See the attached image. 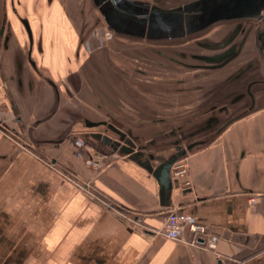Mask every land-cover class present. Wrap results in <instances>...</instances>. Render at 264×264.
Returning <instances> with one entry per match:
<instances>
[{"label": "crops", "instance_id": "0c3cea01", "mask_svg": "<svg viewBox=\"0 0 264 264\" xmlns=\"http://www.w3.org/2000/svg\"><path fill=\"white\" fill-rule=\"evenodd\" d=\"M59 1L33 0L39 26L32 25L38 27L29 42L15 30L4 46L0 34V264H263L260 23L223 21L184 38L146 40L110 31L88 0L111 36L87 37L94 24L81 35L73 31V59L63 44L54 46L67 35L45 32L55 17L41 12ZM148 1L168 6L184 0ZM77 7L73 1L63 6ZM114 36L144 41L127 50L146 62L135 66L141 71L133 66L142 76L127 73L135 81L122 86V76L113 72L119 69ZM99 40L102 47L93 48ZM93 56L98 64L90 63ZM154 71L156 90H133L134 82L151 87L154 82L143 76ZM85 120L110 122L136 138L137 146L127 151L122 143L113 151L90 136L98 128ZM194 133L189 141L195 146L180 159L185 174L173 175L180 160L174 162L169 188H162L144 166L150 162L154 169L160 162L148 157ZM92 153L102 156L97 169L85 165ZM173 208L209 227L218 237L216 249L189 244L186 230L176 240L161 234Z\"/></svg>", "mask_w": 264, "mask_h": 264}, {"label": "water", "instance_id": "95a60500", "mask_svg": "<svg viewBox=\"0 0 264 264\" xmlns=\"http://www.w3.org/2000/svg\"><path fill=\"white\" fill-rule=\"evenodd\" d=\"M101 19L108 29L116 34L146 40H172L201 32L217 22L251 19L260 23L259 30L264 35V0H184L173 5L161 6L148 0H91ZM235 29L222 43L227 45L237 34ZM87 127H97L98 131L90 136L102 145L109 146L113 151L123 143L127 151L137 146L136 138L112 123L85 120ZM216 125V121H213ZM106 125L107 130L103 129ZM196 127V132L200 130ZM181 135L178 144L167 147L165 151H157L148 159H156L159 165L152 172L159 185L169 188L170 170L174 162L185 157L186 152L195 144L189 140L192 135ZM206 139L204 144L211 141ZM139 152L133 154L139 155ZM242 264L243 261H240ZM237 261L234 262L236 264Z\"/></svg>", "mask_w": 264, "mask_h": 264}, {"label": "rangeland", "instance_id": "374dc122", "mask_svg": "<svg viewBox=\"0 0 264 264\" xmlns=\"http://www.w3.org/2000/svg\"><path fill=\"white\" fill-rule=\"evenodd\" d=\"M151 1H153V2H157V3H171V2H177V1H180V0H151ZM86 7H88V9H87V15L88 14H94V16H97V14H96V12H94L93 11V9L91 10L89 7V4L87 3V6ZM30 10V9H29ZM76 12H75V14H76V21H75V23L77 24V26L79 27L80 25H82L83 23H82V21H81V19L79 18L80 16H78V11H77V9L75 8L74 9ZM27 11H28V9H27ZM28 13H29V11H28ZM41 14H43V16H50V15H52V16H54L55 18H54V20L52 19L51 21H50V23H48V25H45L46 27L48 26V28H46V30H45V32H48V33H50L53 37H55L56 38V36H59V35H62V34H64V35H67L66 37L64 36V40L62 41V42H59V43H61L60 45L57 43V39H55V41H54V46L55 47H57L58 49H61V47H64V48H66L68 51L67 52H69V50H70V52H69V54H70V57L71 58H75L74 57V55H73V53H72V50L74 49V46H75V40H74V38H76V37H74V36H76V35H74L73 36V34H72V32L73 31H75V34H78V27H76L75 29L72 27V26H74V25H70L71 23H69L68 22V20L66 19V13H65V9L63 8V6H61L59 3H57L56 2V4H55V6L54 5H51L50 7H48V8H44V10L41 12ZM50 14V15H49ZM30 16H34V15H30ZM75 16V15H74ZM91 19H93V16L91 17ZM91 19H89V20H91ZM230 27V26H229ZM103 28H104V26H103ZM103 30H105V31H107V32H109L108 30H106V29H103ZM205 35V34H204ZM51 36V37H52ZM73 36V37H72ZM107 37V36H106ZM115 37V43H116V50L118 51V52H116V53H113V55H112V58L114 59H116V60H114V62H115V65L117 64V67H119V69L116 71L115 70V68H114V73L115 74H117L118 75V77H121L122 76V78H123V80L124 81H121L120 79V81L118 82L119 84H121V86L123 85V84H127V82H129V81H131L133 78H130V77H126L125 76V74H127L128 73V75L131 73L132 74V76H134V78L136 79V78H139L138 76H142V74H139V73H135V71L133 72V68L135 67V66H139V65H141V64H144V63H146V62H144V61H142V60H136L135 58H132L131 57V55L129 54L131 51H127V50H129L130 48L131 49H134V47L136 48V47H141L142 45H144L143 43H144V41H142V40H134V39H130V38H126V37H124V36H114ZM191 38H187V40H182V41H179V42H176L177 44L179 43H182V44H184L186 41H189ZM63 44V45H62ZM142 44V45H141ZM150 44V43H149ZM62 45V46H61ZM189 44H185L184 46H182V47H180V46H176L175 48H171V49H183L184 47H187ZM61 46V47H60ZM145 47V46H144ZM148 48H151V50H153L154 51V49H153V46H152V44H151V46H148ZM136 50V49H135ZM135 50H132V51H135ZM128 53H127V52ZM171 54L173 55V52H171ZM174 56V55H173ZM154 59H156V58H158V56H157V54L156 53H154ZM86 58H87V56H86ZM172 58V57H171ZM84 58H82L81 59V61L80 62H76L75 61V63H78L79 65H80V63L82 62V60H83ZM167 60V62H169V63H173V60L171 59L170 61L168 60V59H166ZM181 60H184V61H189L190 59H188V57L186 58V59H181ZM180 62H182V63H184L183 61H180ZM91 64H98L99 62H98V59L96 58H94V56H93V58H91V62H90ZM77 64V66H79ZM185 64H190V63H185ZM114 65V66H115ZM134 66V67H133ZM137 67H135V69H136ZM138 69V68H137ZM138 71H141V70H139L138 69ZM158 71V70H157ZM157 71H154V72H146L145 73V75H147V78L145 77V76H143V78L144 79H148V80H150V81H153L154 83H152V84H149L151 87H143V88H140V86H142V85H140L138 82H134L137 86L135 87L134 86V88H133V90H137V91H141V90H143V89H146V90H149V88H151V89H157L156 88V86H158V78H157V75H159V72H157ZM162 74H164V73H160V75L163 77V75ZM185 74V73H184ZM97 75V74H96ZM183 75V74H182ZM187 75H189V74H187ZM94 76V75H93ZM141 78V77H140ZM168 79V78H167ZM134 80V79H133ZM132 80V81H133ZM131 81V82H132ZM135 81V80H134ZM125 82V83H124ZM173 84H171V86H172ZM120 86V87H121ZM120 87H119V89H120ZM174 87V86H173ZM148 88V89H147ZM141 89V90H140ZM145 93H148V92H146L145 91ZM120 94H122V93H120ZM123 95V94H122ZM140 95H142V94H140ZM157 95V94H156ZM155 95V97L154 98H156L157 100H162V97L163 96H156ZM172 98H175V97H171V99ZM180 98H182V97H180ZM166 99V98H165ZM176 99V98H175ZM182 99H185V98H182ZM167 100H168V98H167ZM189 104V103H188ZM188 107V106H187ZM187 107H185L184 105L181 107V109L182 110H185V108H187ZM260 264H262V263H260ZM264 264V263H263Z\"/></svg>", "mask_w": 264, "mask_h": 264}, {"label": "flooded vegetation", "instance_id": "af4514ba", "mask_svg": "<svg viewBox=\"0 0 264 264\" xmlns=\"http://www.w3.org/2000/svg\"><path fill=\"white\" fill-rule=\"evenodd\" d=\"M49 1H52V0H42V4L43 5L47 4V2ZM71 1H73L75 4L78 5V7L76 8L78 11L77 14H80L79 18L81 19L83 24L78 27L77 24L75 23L76 21L75 12L76 11L74 9H70V8L65 9L66 19L68 20L69 23H71L70 25H74L72 26L74 29L78 27V31L80 35L83 34L84 30L87 29L89 26H91V24H94L92 26V29H90L89 32L87 33V37L92 35L93 37L100 39V36L103 35L105 38L108 39V37L111 36L109 32L103 30L105 29V27L103 28V25L96 18V16H94L93 13L92 14L90 13L87 15L86 5H87L88 0H80L79 2L77 0H60L59 3L63 4V6H66ZM22 2L24 3V5H26V7H28L27 9L29 13L27 11L26 15L21 14V11L23 12L24 10L22 6L23 5ZM33 4H34L33 0H0V34L3 35L2 44L4 46L8 45L7 40H9L11 35L14 34L15 30H18L19 32L23 31V33L27 36L28 42L31 40L30 35L33 34L34 31H37V27L39 26V21L36 19V17L30 16V15H33L34 13ZM92 16H93V19H91ZM35 23L38 26L36 28H33L32 25ZM96 29H102V30L94 31L92 33V31ZM89 46L90 44H88L87 46L88 49H90ZM105 46H107L106 43H105ZM100 47H102V44L99 40V43L94 45L93 48H100ZM107 123H110V122H107ZM97 128H99V126H97ZM103 129L107 130L106 125L103 126ZM96 154L97 153H92L91 155H96Z\"/></svg>", "mask_w": 264, "mask_h": 264}, {"label": "built area", "instance_id": "2783aa9c", "mask_svg": "<svg viewBox=\"0 0 264 264\" xmlns=\"http://www.w3.org/2000/svg\"><path fill=\"white\" fill-rule=\"evenodd\" d=\"M102 156L99 154L90 155L85 158V165L94 169L99 168ZM174 176H182L186 172V164L183 160L176 162L172 167ZM253 198H250L252 201ZM188 231L189 238L185 240L192 245L202 246L208 250H215L218 237L209 227L198 222L194 216L187 214L183 210L173 208L170 210L161 228V234L170 239H181L184 231ZM237 261L236 264H240Z\"/></svg>", "mask_w": 264, "mask_h": 264}]
</instances>
